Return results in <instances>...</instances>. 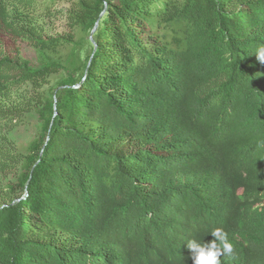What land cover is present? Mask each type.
Here are the masks:
<instances>
[{
  "label": "trees",
  "instance_id": "16d2710c",
  "mask_svg": "<svg viewBox=\"0 0 264 264\" xmlns=\"http://www.w3.org/2000/svg\"><path fill=\"white\" fill-rule=\"evenodd\" d=\"M58 1L0 0V134L37 128L0 146V264H194L214 228L264 264V0H66L43 34Z\"/></svg>",
  "mask_w": 264,
  "mask_h": 264
},
{
  "label": "rangeland",
  "instance_id": "374dc122",
  "mask_svg": "<svg viewBox=\"0 0 264 264\" xmlns=\"http://www.w3.org/2000/svg\"><path fill=\"white\" fill-rule=\"evenodd\" d=\"M69 12V3L66 0H61L55 3L53 10L48 14H44L39 18L37 23L38 28L43 34L49 36H63L68 35L70 26L68 24L67 15ZM81 37V34H77ZM3 46L9 53L17 52L20 49L22 54L28 58L35 60V52L26 44L19 42L15 43L12 39L3 36ZM89 46L86 45V51L89 50ZM58 73L50 76L47 83L42 87L39 86H24L20 92L16 93L13 100L16 104L20 103L21 100H30L34 94L43 93L48 91L50 87L56 85L58 79ZM23 96V97H22ZM11 127V126H10ZM37 128L34 124L19 125L18 127H12L7 129L6 132L0 134V146L8 147V149L14 150L18 155L26 154L29 143L32 141ZM8 145V146H7Z\"/></svg>",
  "mask_w": 264,
  "mask_h": 264
},
{
  "label": "clouds",
  "instance_id": "9594fccd",
  "mask_svg": "<svg viewBox=\"0 0 264 264\" xmlns=\"http://www.w3.org/2000/svg\"><path fill=\"white\" fill-rule=\"evenodd\" d=\"M254 53L257 60L264 63V44L258 45ZM209 233L213 237L211 241L187 240L194 264H221V256H230L234 251L229 234L222 228H214Z\"/></svg>",
  "mask_w": 264,
  "mask_h": 264
}]
</instances>
